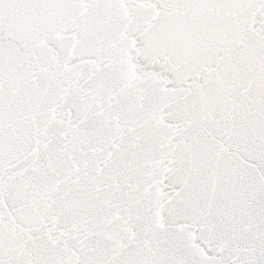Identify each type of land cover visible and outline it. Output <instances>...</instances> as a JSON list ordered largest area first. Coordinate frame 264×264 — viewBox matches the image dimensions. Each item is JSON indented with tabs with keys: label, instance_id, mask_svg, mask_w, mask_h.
Returning a JSON list of instances; mask_svg holds the SVG:
<instances>
[{
	"label": "snow or ice",
	"instance_id": "snow-or-ice-1",
	"mask_svg": "<svg viewBox=\"0 0 264 264\" xmlns=\"http://www.w3.org/2000/svg\"><path fill=\"white\" fill-rule=\"evenodd\" d=\"M0 264H264V0H0Z\"/></svg>",
	"mask_w": 264,
	"mask_h": 264
}]
</instances>
